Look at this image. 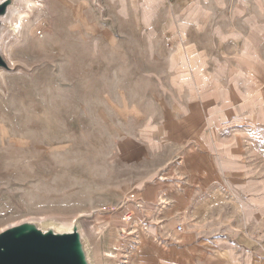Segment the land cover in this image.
<instances>
[{
    "label": "rangeland",
    "instance_id": "rangeland-1",
    "mask_svg": "<svg viewBox=\"0 0 264 264\" xmlns=\"http://www.w3.org/2000/svg\"><path fill=\"white\" fill-rule=\"evenodd\" d=\"M24 3L0 4L16 9L1 35L0 233L75 231L87 264L107 234L105 258L129 264L147 231L131 199L180 160L164 125L204 98L244 187L212 195L209 223L198 206L194 230L234 264H264V0Z\"/></svg>",
    "mask_w": 264,
    "mask_h": 264
},
{
    "label": "crops",
    "instance_id": "crops-1",
    "mask_svg": "<svg viewBox=\"0 0 264 264\" xmlns=\"http://www.w3.org/2000/svg\"><path fill=\"white\" fill-rule=\"evenodd\" d=\"M191 60L193 65L195 58ZM210 122V107L204 98L190 99L166 121L162 139L177 147L180 160L171 175L147 180L131 199L132 221L142 223L147 231L139 233L129 264H234L228 251L214 250L209 239L194 230L201 215L198 206L203 204L204 223H209L215 201L212 195L239 192L244 187L238 144L216 153ZM112 223L114 228L121 225L117 217ZM179 223L183 224L181 232L174 229ZM105 238L107 234L100 236L89 264H111L104 256Z\"/></svg>",
    "mask_w": 264,
    "mask_h": 264
},
{
    "label": "water",
    "instance_id": "water-1",
    "mask_svg": "<svg viewBox=\"0 0 264 264\" xmlns=\"http://www.w3.org/2000/svg\"><path fill=\"white\" fill-rule=\"evenodd\" d=\"M3 6L0 5V11ZM1 62V59H0ZM0 264H87L74 232L40 233L7 229L0 233Z\"/></svg>",
    "mask_w": 264,
    "mask_h": 264
},
{
    "label": "bare ground",
    "instance_id": "bare-ground-1",
    "mask_svg": "<svg viewBox=\"0 0 264 264\" xmlns=\"http://www.w3.org/2000/svg\"><path fill=\"white\" fill-rule=\"evenodd\" d=\"M5 1L6 0H0V4L4 3ZM20 1H22L24 3V2H27L28 0H20ZM13 11H16V9L14 7H9L7 9V13L8 14L6 16L0 15V59L2 61V62H0V83H2V84H5V79H6V76H7L6 75L7 74L6 71H9L11 69H9V67H7L9 64L7 62V59L4 56L2 42H1V35H2V31L4 29V24L8 20L9 15H12Z\"/></svg>",
    "mask_w": 264,
    "mask_h": 264
},
{
    "label": "built area",
    "instance_id": "built-area-1",
    "mask_svg": "<svg viewBox=\"0 0 264 264\" xmlns=\"http://www.w3.org/2000/svg\"><path fill=\"white\" fill-rule=\"evenodd\" d=\"M124 219H130V215L128 216H124L123 217ZM175 230L176 231H182L183 230V225L182 224H178L176 227H175Z\"/></svg>",
    "mask_w": 264,
    "mask_h": 264
}]
</instances>
